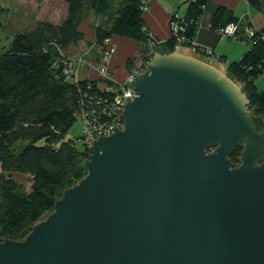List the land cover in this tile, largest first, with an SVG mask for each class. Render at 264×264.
Wrapping results in <instances>:
<instances>
[{"label":"water","instance_id":"obj_1","mask_svg":"<svg viewBox=\"0 0 264 264\" xmlns=\"http://www.w3.org/2000/svg\"><path fill=\"white\" fill-rule=\"evenodd\" d=\"M130 88L84 174L23 238L0 235V264H264V120L240 83L179 46Z\"/></svg>","mask_w":264,"mask_h":264},{"label":"trees","instance_id":"obj_2","mask_svg":"<svg viewBox=\"0 0 264 264\" xmlns=\"http://www.w3.org/2000/svg\"><path fill=\"white\" fill-rule=\"evenodd\" d=\"M61 1L66 4L63 18L58 22L32 19L0 50V164L4 169L0 173V235L13 239L23 238L52 209L63 189L84 174L81 160L88 154L87 146L76 148L62 136L81 106L90 111L97 107V100L114 95L107 88L114 85L109 79L95 76L73 80L62 72L63 61L74 56L68 53L70 48L84 38L78 28L81 19L89 13L98 18L93 40L98 49L112 35L140 43L137 55L126 61L130 69L140 57L146 58L154 41L142 18L145 0ZM248 2L260 8L261 0ZM114 3L117 7L112 10ZM206 3L187 0L184 15L170 16V21H177L181 41L170 33L163 45L156 47L155 43L153 48L170 52L177 45L190 46ZM4 8L0 5V10ZM228 23L236 24L233 36L246 40L249 46L239 58L227 61L225 72L241 84L250 108L262 114L264 91L257 89L254 80L264 73V27L253 28L249 34L250 22H241L232 10L217 6L209 17V26L219 31ZM97 51L95 62L100 60ZM20 140L25 141L22 147L18 146ZM240 149L236 146L229 155L236 163ZM12 171L28 174L29 185L13 178Z\"/></svg>","mask_w":264,"mask_h":264},{"label":"crops","instance_id":"obj_3","mask_svg":"<svg viewBox=\"0 0 264 264\" xmlns=\"http://www.w3.org/2000/svg\"><path fill=\"white\" fill-rule=\"evenodd\" d=\"M22 1L26 2V0H19L17 5L22 6ZM219 5L225 6L226 8L232 10L234 14L238 16L241 22H250V28L260 29L264 27V0H261L259 9L252 6L248 0H207L198 24V28L193 37V42L196 46L194 47L190 45L182 47L184 49L192 50L212 63L219 64L222 70H225L227 61L239 58L248 48L249 43L244 39L230 36L218 30L212 29L209 26V17L213 10ZM186 7L187 0H148L146 8L142 10V18L144 21V26L150 34V37L157 44L156 47L163 45L165 40H167L170 36L171 14L176 13L177 15L182 16L185 13ZM24 12L26 11L24 10ZM65 13L66 9L64 13L61 12L62 17L60 16L58 20H53L54 14L50 17H47L46 19L52 22H58L61 18H63ZM38 18L41 17L37 15L36 12H34V19ZM97 21L98 18L93 13H89L87 17L81 19L78 28L80 27V30L83 31L84 29L86 31V36L92 43H88L84 35V38L73 46L79 52H84L85 56H87L89 60L96 64L100 62H95L97 58L98 47H95L93 44V27ZM109 44L114 45V51L105 62V70L106 74L109 76L108 79L114 84L111 87L117 88L129 74L130 68L127 66L126 61L127 59L133 58L135 55H137L136 51L139 49L140 43L130 37L112 35L109 37ZM179 46L181 45H177L176 47ZM206 49H209L210 51L207 52L205 51ZM78 51H76V53L73 55H76ZM80 72H83L86 75L81 76ZM95 76L101 77L95 69L87 65H82L77 69L76 78H93ZM254 82L258 90L264 91V73L257 76ZM3 172L4 169L0 164V173ZM9 173L13 178L20 181L19 178L15 177L13 171ZM24 177L25 181L20 182H23L26 186H28L30 183L28 174H25Z\"/></svg>","mask_w":264,"mask_h":264},{"label":"built area","instance_id":"obj_4","mask_svg":"<svg viewBox=\"0 0 264 264\" xmlns=\"http://www.w3.org/2000/svg\"><path fill=\"white\" fill-rule=\"evenodd\" d=\"M148 0L142 4V8H145ZM174 16L178 15L174 13ZM179 26L176 20L170 21V33L175 36L177 41H181V37L178 36L177 30ZM236 29L235 23H230L225 27H222L219 31L228 35L234 33ZM247 32L252 33V28H248ZM156 42L152 41L150 43L149 49L146 51V58H139L138 63L130 69L129 74L126 76L125 80L119 84V87L113 88L107 86L111 91L114 92L112 99L105 98L103 100H97V107L91 109L90 111L85 110L82 106L79 111V116L82 120V141L85 146L89 145L91 141L99 135L109 134L113 126H122L121 111L125 98H131L133 96V91L130 88V81L134 75L138 72L143 71L148 66V61L154 53V44ZM191 46H196L194 42ZM114 51V45L109 44V37L104 39V44L100 48V62L98 64L87 59L83 55H74L67 60L63 61L62 72L66 77H71L76 80V74L78 67L82 65H87L96 70L101 77L108 79L109 76L106 74L105 62ZM205 51H210L209 49ZM100 102H102L100 104ZM93 103V102H92ZM100 104V105H99ZM103 115V116H102Z\"/></svg>","mask_w":264,"mask_h":264},{"label":"rangeland","instance_id":"obj_5","mask_svg":"<svg viewBox=\"0 0 264 264\" xmlns=\"http://www.w3.org/2000/svg\"><path fill=\"white\" fill-rule=\"evenodd\" d=\"M18 2L19 0H0V5L5 7L4 9L0 10V50L6 48L9 45L15 31L27 28L26 25L30 21H32V19H34V12H36L37 15H39L41 18H45V19L54 14L53 20H58V18L61 16V12L64 13L66 9V4L60 0H26V2L22 1L23 3L22 6H18L17 5ZM115 7H117L116 3H114V5L112 6V10ZM24 10L26 12H24ZM80 31L83 33V37L85 35V39L88 42H91L88 40V37L86 36V31L84 29L83 31L85 32H83L82 30ZM98 50H100V48ZM76 51L78 50L72 47L70 48L68 53L75 54ZM155 51H159V50L154 49V52ZM76 55H83L88 59V57L85 56L84 52L78 51ZM80 75L82 76L86 74L80 72ZM82 125L83 124L81 117L78 115L77 118L65 131V133L62 136V139L69 140L76 148L80 149L83 146ZM38 143L42 144L43 140H39ZM24 144L25 141L22 140L18 141L19 147H22ZM13 173L15 174V177L20 179V181H25V177H24L25 173H22L20 171H13Z\"/></svg>","mask_w":264,"mask_h":264},{"label":"flooded vegetation","instance_id":"obj_6","mask_svg":"<svg viewBox=\"0 0 264 264\" xmlns=\"http://www.w3.org/2000/svg\"><path fill=\"white\" fill-rule=\"evenodd\" d=\"M263 117V120H264V112L262 114H259ZM264 130V124L263 126H261L259 129H258V132H262Z\"/></svg>","mask_w":264,"mask_h":264},{"label":"bare ground","instance_id":"obj_7","mask_svg":"<svg viewBox=\"0 0 264 264\" xmlns=\"http://www.w3.org/2000/svg\"><path fill=\"white\" fill-rule=\"evenodd\" d=\"M147 3H148V2H147ZM146 6H147V4H146ZM146 6H145V8H146ZM145 8H142V10H144ZM228 24H230V23H228ZM228 24H226V25H228ZM226 25H225V26H226ZM225 26H224V27H225ZM252 29H253V28H252ZM233 35H234V33L231 34L230 36H233Z\"/></svg>","mask_w":264,"mask_h":264},{"label":"clouds","instance_id":"obj_8","mask_svg":"<svg viewBox=\"0 0 264 264\" xmlns=\"http://www.w3.org/2000/svg\"><path fill=\"white\" fill-rule=\"evenodd\" d=\"M156 52V51H155Z\"/></svg>","mask_w":264,"mask_h":264}]
</instances>
